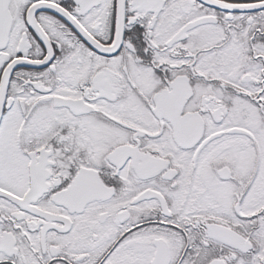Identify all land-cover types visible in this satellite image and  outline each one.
I'll return each mask as SVG.
<instances>
[{"label": "snow or ice", "instance_id": "6c2138e0", "mask_svg": "<svg viewBox=\"0 0 264 264\" xmlns=\"http://www.w3.org/2000/svg\"><path fill=\"white\" fill-rule=\"evenodd\" d=\"M0 264H264V0H0Z\"/></svg>", "mask_w": 264, "mask_h": 264}]
</instances>
